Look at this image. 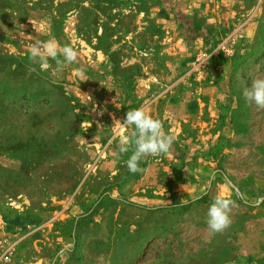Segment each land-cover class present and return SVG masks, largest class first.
<instances>
[{"label":"rangeland","instance_id":"374dc122","mask_svg":"<svg viewBox=\"0 0 264 264\" xmlns=\"http://www.w3.org/2000/svg\"><path fill=\"white\" fill-rule=\"evenodd\" d=\"M232 2L212 37L184 0H0V264H264V110L242 96L264 77V0ZM49 39L78 63L33 65ZM136 108L175 141L132 173L113 118Z\"/></svg>","mask_w":264,"mask_h":264},{"label":"clouds","instance_id":"9594fccd","mask_svg":"<svg viewBox=\"0 0 264 264\" xmlns=\"http://www.w3.org/2000/svg\"><path fill=\"white\" fill-rule=\"evenodd\" d=\"M50 59L56 62L58 69H63L67 65L78 63V52L71 45L60 46L54 39L36 40L30 45V60L33 65L38 64L42 70H47ZM33 71L35 68L30 67L28 74ZM77 71L82 73L83 69ZM242 96L249 106L264 110V77L253 79L251 86L242 90ZM113 119L125 128H133L131 135L120 138L118 146L122 154L132 149V155L126 161L130 172L141 171L140 162L145 157L166 155L171 151L175 137L164 131L161 120L153 118L143 108L128 110L122 123L115 120V117ZM111 142L110 140L109 143ZM225 185V190L214 197L207 211V226L214 234H222L231 226V213L236 206L235 201L227 195L232 187L231 182L225 179ZM241 198H244L243 194ZM262 200L264 197L257 198L253 203L259 204Z\"/></svg>","mask_w":264,"mask_h":264},{"label":"crops","instance_id":"0c3cea01","mask_svg":"<svg viewBox=\"0 0 264 264\" xmlns=\"http://www.w3.org/2000/svg\"><path fill=\"white\" fill-rule=\"evenodd\" d=\"M233 0H184L182 9L189 12L187 19L199 31L198 35H216L221 30L220 25L231 13ZM186 2H189L188 4ZM196 34V35H197ZM211 37V36H210ZM179 45V44H178ZM207 67H202L199 72L207 71ZM201 74L197 80H201Z\"/></svg>","mask_w":264,"mask_h":264},{"label":"built area","instance_id":"2783aa9c","mask_svg":"<svg viewBox=\"0 0 264 264\" xmlns=\"http://www.w3.org/2000/svg\"><path fill=\"white\" fill-rule=\"evenodd\" d=\"M227 54L230 55V54H231V51H228ZM206 58H207V55L204 54V55H203V59H206Z\"/></svg>","mask_w":264,"mask_h":264}]
</instances>
